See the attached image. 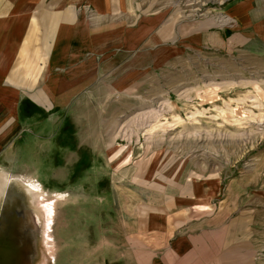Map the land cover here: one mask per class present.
<instances>
[{
  "label": "rangeland",
  "instance_id": "1",
  "mask_svg": "<svg viewBox=\"0 0 264 264\" xmlns=\"http://www.w3.org/2000/svg\"><path fill=\"white\" fill-rule=\"evenodd\" d=\"M218 1L144 0V9L164 7L189 28L214 15L220 22L208 30L219 41L212 48L191 34L179 39L128 92L98 85L90 101L77 98L69 110L50 111L22 93L25 123L44 124L39 138L24 132L10 163L0 158V217L21 208L38 214L39 229L25 234L24 264H131L115 259L124 243L118 218L130 226L131 203L124 199L127 210H116L111 188L130 191V177L138 174L189 195L216 187V199L229 196L237 245L250 264H264V36L245 37L248 48L237 45L236 26L222 25L230 0ZM115 173L122 176L113 179ZM26 179L40 183L46 202L53 200L48 232L45 200L27 190ZM12 195L20 206L10 209Z\"/></svg>",
  "mask_w": 264,
  "mask_h": 264
},
{
  "label": "crops",
  "instance_id": "2",
  "mask_svg": "<svg viewBox=\"0 0 264 264\" xmlns=\"http://www.w3.org/2000/svg\"><path fill=\"white\" fill-rule=\"evenodd\" d=\"M143 5L144 0H0L3 163L11 162L15 148L27 139L26 130L36 139L44 124L33 128L25 123L19 110L22 93L47 111L69 110L77 98L90 101L94 86L108 89L110 85L128 92L139 85L141 72L156 64L157 54L183 37H200L212 48L218 44L219 39L212 38L214 31L208 30L220 22L214 15L189 28L186 18L174 17L164 7L146 10ZM225 10L229 16L223 21L228 24L222 25L236 26L231 36L237 45L248 48L245 37L264 36V0H230ZM113 175L117 179L122 173ZM4 178L9 183L10 176ZM130 178L132 187L125 194L117 184L111 188L116 210H127L122 208L124 199L131 203L130 226L125 227L117 217L124 226V243L116 246V260L131 264H250L248 251L236 242V214L229 196L216 199V187H196L189 195L179 185L173 189L169 182L147 181L145 174ZM139 180L147 181L148 187H139ZM35 184L41 191L34 193L45 200L40 183Z\"/></svg>",
  "mask_w": 264,
  "mask_h": 264
},
{
  "label": "bare ground",
  "instance_id": "3",
  "mask_svg": "<svg viewBox=\"0 0 264 264\" xmlns=\"http://www.w3.org/2000/svg\"><path fill=\"white\" fill-rule=\"evenodd\" d=\"M25 185L29 192H37V193L40 192L39 187L35 185L33 181L26 180ZM11 202L13 203V206L10 203L9 205L12 206L10 209L20 206L19 198L16 197L13 198V195L11 198ZM43 202L46 203L45 206L43 207V211L45 213V221H46L45 229L46 232H48V229L51 227L52 215L54 211H53L52 203L46 201ZM21 210L22 211L20 213L14 214L13 216H9L7 212L1 215L0 226L2 230L5 231V233L2 232L3 235H1L0 233V264H24V262L27 261L26 252H27V247L29 246V241L26 240L25 234L26 233L28 234L29 231L33 228L39 229L38 228L39 216L36 212L35 215H32L34 211H30L28 209H23V208H21ZM40 213L42 215V212ZM29 220H32L33 222L30 223ZM12 242H16L17 245L20 246L21 249L20 255H17L18 252L12 246L13 245Z\"/></svg>",
  "mask_w": 264,
  "mask_h": 264
},
{
  "label": "water",
  "instance_id": "4",
  "mask_svg": "<svg viewBox=\"0 0 264 264\" xmlns=\"http://www.w3.org/2000/svg\"><path fill=\"white\" fill-rule=\"evenodd\" d=\"M0 219H1V217H0ZM2 232L5 233V231H3L2 228H1V226H0V233H1V235H3ZM12 243H13L12 246H13L14 249L18 252L17 255H20V254H21V253H20V251H21L20 246H18L16 242H12Z\"/></svg>",
  "mask_w": 264,
  "mask_h": 264
}]
</instances>
